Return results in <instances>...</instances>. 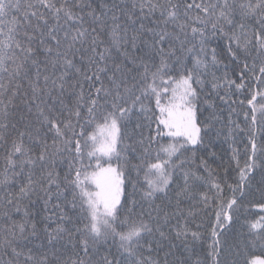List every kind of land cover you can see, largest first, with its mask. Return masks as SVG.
Segmentation results:
<instances>
[{
  "label": "snow or ice",
  "instance_id": "obj_1",
  "mask_svg": "<svg viewBox=\"0 0 264 264\" xmlns=\"http://www.w3.org/2000/svg\"><path fill=\"white\" fill-rule=\"evenodd\" d=\"M100 7L97 12L87 0H0V184L19 181L18 193L6 204L15 201L20 212L21 202L34 195L47 197V205L53 195L71 191L77 218L62 211L60 219L74 231L57 224L48 243L67 234L79 251L55 264H114L108 256L93 259L109 241L125 264H159L142 255V242L155 233L167 239L162 229L173 218L172 231L185 251L202 246V230L210 228L206 258L193 264H222V237L241 221L249 239L243 248L238 243L229 249L235 253L230 264H264V216L246 218L248 205L264 211V0H132L130 8ZM121 15L133 25L139 20L131 35ZM213 40L218 42L210 48ZM222 67L223 75H217ZM217 99L229 108L227 125ZM21 105L27 114L17 121ZM139 114L148 121L147 136L139 119L130 127ZM138 131L142 154L130 165L123 153ZM213 134L233 143L239 137L243 144V152L229 145L223 177L205 156L196 163L198 152L217 156ZM65 163L61 177L57 169ZM177 170L183 182L176 185L173 203ZM189 200L194 204L185 214L181 205ZM36 234L25 206L23 221H12L0 238V248L14 258L8 264H52L31 248L24 251L29 235Z\"/></svg>",
  "mask_w": 264,
  "mask_h": 264
},
{
  "label": "trees",
  "instance_id": "obj_2",
  "mask_svg": "<svg viewBox=\"0 0 264 264\" xmlns=\"http://www.w3.org/2000/svg\"><path fill=\"white\" fill-rule=\"evenodd\" d=\"M25 0H21V3H24ZM88 3H91L93 8L97 10V12L103 11L101 9L100 5L107 4L109 8H111L112 5L116 4L119 5L121 8H123L125 5H127L129 8L131 6L132 0H87ZM137 3L140 2V0H136ZM173 2H177V0H173ZM191 2V0H189ZM199 2V0H197ZM212 2H216V0H212ZM222 2V0H221ZM231 3L232 0H229ZM237 2H240V0H237ZM244 2H248V0H244ZM252 3H255L256 0H251ZM87 11V9L85 10ZM12 15H16L19 18V13H16L13 11ZM139 16V9H137V17ZM10 18V17H9ZM135 18V17H134ZM121 24L129 28V35L132 34V30L134 28L139 27V20L135 25L131 24L129 21H127V18L121 15ZM145 24H150V21L148 19L144 20ZM250 24H255V20H252L249 22ZM145 39H149V37H145ZM217 40H213L212 44L209 45V47H215L217 44ZM130 47V46H129ZM138 48L143 49V42H140L138 44ZM136 55H140L141 52H136ZM227 61H225L226 63ZM223 67L221 68V71L217 73V75L222 76L223 75ZM221 94L223 95V90H221ZM232 99H238L237 97H232ZM19 103V100L17 101ZM218 107L217 112L221 117L222 123L224 125H227L228 122V116H229V108L226 104L223 102H220L218 99L216 101ZM21 108L23 109V113H17L16 120L19 121L21 114L26 115L27 109L24 108L23 105H21ZM139 119V121L144 125V127L141 129L143 134L147 136L149 134V128L147 127L148 121L144 118L143 114H139V116H133L131 128L134 129L136 126V121ZM233 120H237V117L235 114L232 116ZM243 120V115L239 117V121ZM217 127H220V125H217ZM155 128V124L152 125V129ZM224 131L226 132L227 129L225 128ZM139 139V131L136 133V135L128 140L126 143L128 144V147L126 151L123 153L128 157L129 164H136L139 163L138 157L142 154V148L141 146L136 143L135 141ZM51 142V141H49ZM162 143H167V139L161 141ZM231 144L232 147L238 148L241 152H243V144L239 142V137L237 138V142L233 143L231 140L225 141L224 136L215 137L213 134V142L211 145V150L217 153L216 157H208L207 152H198L197 153V159L196 163H199V157L205 156L208 159L209 165L215 169L221 177L224 176V167L227 166V162L230 160L231 157V148H229V145ZM153 149L158 147V144L152 145ZM3 149H0V155H2ZM153 155H155V151H153ZM186 155H190V153H187ZM218 157H223V160L219 159ZM244 156L241 155L240 160L241 163L244 161ZM180 159H183V157H180ZM234 166V165H233ZM187 167V165H186ZM192 167H195V165H192ZM67 169V164L60 166L57 171H59L61 177H63L64 171ZM4 171V162L2 159H0V178H2ZM131 175L135 177V172H132ZM231 175V173H230ZM182 174L177 170L176 174L174 176V182L172 185V191L171 196L173 198V203L175 199V191H176V185L182 184ZM19 191V181H16L14 183L8 184V185H2L0 184V238H2L4 230L7 229L12 221L16 222H22L24 219V208L26 206L27 211L31 215V220L36 222L37 224V234L35 236L29 235L27 240V247L24 248V251L27 252L29 248L32 249V254L36 256L37 258L42 256H47L48 259L52 262V264H55V259L59 258L60 260H69L76 258V253L79 251L78 248L73 247V242L69 238L67 234L63 235V238L58 239L56 241H53L52 244L48 243V232L52 231L56 228L57 224L63 223L66 228H70L74 231L73 225L68 223L67 221H61L60 216L61 212L67 216L72 218L73 221L76 220L78 209H73L71 204L69 203L72 200V193L71 191H66L63 196L57 197L56 195H53L50 202L45 205L44 200L47 199V197H44L43 199L38 198L37 196H33L31 200H24L21 202V211L17 212L15 210V201L13 202L12 206H8L6 204V200L9 198V196L15 197V195ZM127 191L131 192V184H128ZM53 192L55 193V189H53ZM135 199L140 200L139 194L135 196ZM257 200H259V197H256ZM143 203V210L145 213L148 210V204L147 202ZM167 199H164L163 201L161 199L156 200V204H166ZM59 204L60 208H56L55 205ZM194 204V201H185L182 203L181 207L185 209V214H187V210L192 207ZM142 209L141 207L137 206L136 211L140 212ZM5 212L8 213V216H5ZM123 215V213H121ZM261 216H264V211H261L259 208L248 205L247 206V213L246 218L248 221H255L259 219ZM200 217L197 216L195 218L194 223H190V227L195 230L196 224L200 222ZM176 219L173 218L170 220V223L168 226H165L162 230L165 232V234L168 236L167 239H164L160 237L159 233H155L151 237H146L143 243V248L141 249V253L146 258H151L152 260H158L159 264H181V261L185 262V264H193V261H195L197 258L204 260L207 255V246L209 243H211L210 238L208 237V232H210V228L204 231L206 239L203 241L202 246L200 244L196 245L192 251H185L184 244L181 240H178L175 238V233L172 231V226L176 224ZM181 222L183 220L181 219ZM240 223H243L241 221ZM240 223L236 224L233 229H231L229 232L225 233V236L222 237V239H226V245L225 250L221 255V261L222 264H230L231 260L234 258L235 253L234 251H229V249L235 245L240 244L243 248L244 243L249 239L247 232V227L241 228ZM47 229V231H46ZM240 233H243V236L240 235ZM76 240L78 242L79 237H76ZM151 240V251L148 250V243L147 241ZM256 254H260L259 246L255 249ZM80 255L82 256L83 253L80 252ZM104 256H108L110 259H113L114 264L116 260H120L121 264H125L126 257H121V254L118 250V247L116 244H113L111 241L109 243H101L98 246V251L93 254V259L98 260L102 259ZM14 259L11 255L10 250L5 251V249L0 248V264H8L9 260ZM23 260V257L20 258Z\"/></svg>",
  "mask_w": 264,
  "mask_h": 264
}]
</instances>
